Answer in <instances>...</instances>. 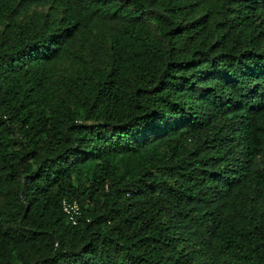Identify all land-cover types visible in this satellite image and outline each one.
I'll use <instances>...</instances> for the list:
<instances>
[{
  "label": "trees",
  "instance_id": "obj_1",
  "mask_svg": "<svg viewBox=\"0 0 264 264\" xmlns=\"http://www.w3.org/2000/svg\"><path fill=\"white\" fill-rule=\"evenodd\" d=\"M0 264H264V0H0Z\"/></svg>",
  "mask_w": 264,
  "mask_h": 264
},
{
  "label": "built area",
  "instance_id": "obj_2",
  "mask_svg": "<svg viewBox=\"0 0 264 264\" xmlns=\"http://www.w3.org/2000/svg\"><path fill=\"white\" fill-rule=\"evenodd\" d=\"M62 206H63V211L68 216V218L73 223H75L76 220H75L74 216L79 214V205H78L77 201H75V200H72V201L63 200Z\"/></svg>",
  "mask_w": 264,
  "mask_h": 264
}]
</instances>
